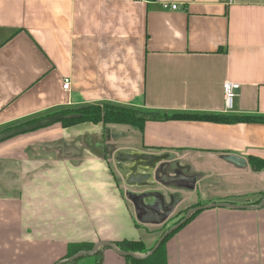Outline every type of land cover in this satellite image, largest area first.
Here are the masks:
<instances>
[{
  "label": "crops",
  "instance_id": "crops-1",
  "mask_svg": "<svg viewBox=\"0 0 264 264\" xmlns=\"http://www.w3.org/2000/svg\"><path fill=\"white\" fill-rule=\"evenodd\" d=\"M226 82L240 85L232 110ZM107 104L264 116V0H0V132ZM252 157L264 160V124L57 123L15 137L0 144V264H55L71 244L141 240L140 228L162 229L198 204L258 206L264 170ZM217 209L172 238L168 264H202L208 246L239 247L251 264L263 209ZM103 258L128 264L110 248Z\"/></svg>",
  "mask_w": 264,
  "mask_h": 264
},
{
  "label": "trees",
  "instance_id": "trees-1",
  "mask_svg": "<svg viewBox=\"0 0 264 264\" xmlns=\"http://www.w3.org/2000/svg\"><path fill=\"white\" fill-rule=\"evenodd\" d=\"M147 2H153L155 0H144ZM56 115H76V118L70 120H64L60 122L63 127L70 128L74 126H78L81 124H104V125H127L139 129H143L144 125L147 121H168V120H189V121H205V122H213L217 124H264V116H252V115H244V116H233V115H198V114H175L172 116L162 115L160 113H146L142 111H138L135 109H130L126 107L116 106V105H86L71 109H64L53 114L44 115L41 117H35L33 119H28L18 125L10 126L5 129L10 130L17 127H21L24 125H30L36 123L37 121L51 117ZM250 163L254 171L260 172L264 170V160L252 157L250 158ZM256 204H260V201ZM198 204L197 206H199ZM196 207V206H194ZM193 208V207H192ZM182 213V212H181ZM194 214L191 218L177 231L170 234L165 241L161 244L159 249L147 260H136L132 257H124L128 264H168L169 263V250L168 245L172 238L177 235L183 228L189 225L198 215ZM182 215V216H181ZM178 221L172 224L170 227L164 228L162 235H164L168 230H170L175 225L179 224L183 219L185 212L182 213ZM118 249L124 252L135 253L139 255H145L151 249L147 248V245L142 240H121L113 242ZM95 244L91 243H78L71 244L68 249L67 255L63 259H68L81 251H91ZM108 249L107 247H102L99 249L97 254L94 256L96 260V264H103L104 258L103 253L104 250ZM62 259V260H63ZM77 262V261H75ZM73 262V263H75Z\"/></svg>",
  "mask_w": 264,
  "mask_h": 264
},
{
  "label": "water",
  "instance_id": "water-1",
  "mask_svg": "<svg viewBox=\"0 0 264 264\" xmlns=\"http://www.w3.org/2000/svg\"><path fill=\"white\" fill-rule=\"evenodd\" d=\"M76 117H77L76 115H68V116L67 115H56V116L43 118V119L37 121L36 123L30 124V125H24L21 127H17L14 129H10V130L0 132V144L7 142V141H9L15 137L20 136V135H24V134L32 133V132H35L38 130H42V129L48 128L50 126H53L57 123H60L64 120H70V119H73ZM263 207H264V196L262 198L261 203L258 206H250V205L249 206H240V205H235V204H231V203H213V204L198 206V207L190 209L186 213L184 219L179 224H177L176 226H174L170 230H168L163 236H161V238L158 240V242L156 243L154 248L145 255H139V254H135V253L124 252V251L118 249L117 246L113 242L100 241L94 245V247L91 251H81L78 254H76L75 256L68 258V259H63V260L57 262L56 264L73 263V262H75V261H77V260H79L85 256L94 257L97 254V252L99 251V249L102 247H107V248L112 249L115 253H117L121 257H132V258H134L136 260H140V261L147 260L159 249L161 244L165 241V239L170 234H172L173 232L180 229L194 214H197V213L205 211V210H211L214 208L247 209V210L255 211V210H259Z\"/></svg>",
  "mask_w": 264,
  "mask_h": 264
},
{
  "label": "rangeland",
  "instance_id": "rangeland-1",
  "mask_svg": "<svg viewBox=\"0 0 264 264\" xmlns=\"http://www.w3.org/2000/svg\"><path fill=\"white\" fill-rule=\"evenodd\" d=\"M115 162L117 163V161ZM261 209L259 210L263 211L262 213H264V207ZM215 210H218V209L214 208L211 210H205V211L200 212V214L203 212H210V211H215ZM263 221L264 220H262L261 223H259L258 220L256 221L253 220V225H252V234H253L252 244L253 245H252L251 264H264V238L260 236V228H259L261 226L262 232L264 231ZM170 225H172V223H170L167 226H170ZM163 230L164 229L162 228L157 231H151V230L140 228L137 232L139 233V235H141V238H142L141 240L145 242V244L147 245V248L151 249L156 245V243L160 239ZM238 248L239 247H226V246L225 247L216 246L213 248L211 246L204 247V258L200 260L202 261V264H247V259H245L243 254L240 255L239 259L234 255L235 252L238 253ZM211 250H213V252H211ZM195 252L196 250L193 251L192 254H194ZM177 260H175L174 264H178L179 260L178 261ZM69 264H96V260L94 257L85 256L77 260V262L69 263ZM179 264L181 263L179 262ZM182 264H185L184 259L182 261Z\"/></svg>",
  "mask_w": 264,
  "mask_h": 264
},
{
  "label": "built area",
  "instance_id": "built-area-1",
  "mask_svg": "<svg viewBox=\"0 0 264 264\" xmlns=\"http://www.w3.org/2000/svg\"><path fill=\"white\" fill-rule=\"evenodd\" d=\"M165 9H171V10H178V5H164ZM71 79H65L63 82V88L65 91H70L71 89ZM240 90V85L237 83L232 82H226L224 85V92H225V101H226V107L227 110H232L234 105V99L237 96V92Z\"/></svg>",
  "mask_w": 264,
  "mask_h": 264
},
{
  "label": "flooded vegetation",
  "instance_id": "flooded-vegetation-1",
  "mask_svg": "<svg viewBox=\"0 0 264 264\" xmlns=\"http://www.w3.org/2000/svg\"><path fill=\"white\" fill-rule=\"evenodd\" d=\"M199 206H201V205H199ZM196 207H198V206H196ZM193 208H195V207H193ZM190 209H192V208H190ZM190 209H188L187 211H185V215H186V213H187ZM182 213H184V212H182ZM182 213L179 212V213H178V214H177V215H176V216H175V217H174L169 223L174 224L176 221H178V218H180V217L182 216V215H181ZM180 215H181V216H180ZM185 215H184V216H185ZM167 225H168V224H166V225L164 226V228H167V227H170V226H171V225H170V226H167ZM175 226H176V225H175ZM164 228H163V229H164ZM161 236H163V235L161 234ZM160 238H161V237H160ZM153 248H154V247H153ZM153 248H152V249H153ZM152 249H151V250H152Z\"/></svg>",
  "mask_w": 264,
  "mask_h": 264
}]
</instances>
